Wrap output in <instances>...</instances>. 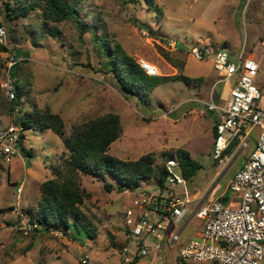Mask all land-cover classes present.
<instances>
[{"label":"rangeland","instance_id":"rangeland-1","mask_svg":"<svg viewBox=\"0 0 264 264\" xmlns=\"http://www.w3.org/2000/svg\"><path fill=\"white\" fill-rule=\"evenodd\" d=\"M30 1L0 0V26L5 30L0 42V129L11 121L19 124L24 112L37 108L58 113L69 135L76 125L111 112L118 114L121 132L107 151L110 155L135 160L150 153L157 172L183 148L201 167L184 183L165 182L160 187L149 177L123 191H117L119 181L112 175L82 174L80 184L88 194L81 208L95 226V237L89 238L78 224L61 234L49 230L25 236L17 225L34 217L40 184L52 177V167L68 151L52 130L24 129L23 145L31 154L21 151L9 163L0 161V264H81L85 253L88 264H123L121 248L134 245L124 211L136 194L168 196L186 190L191 201L185 218H192L182 238L191 237L194 227L201 228L202 220L191 213L202 200L206 204L225 193L234 202L239 199L228 190V181L254 145L257 130L249 147L221 169L212 157L218 112L207 110V102L213 97L222 106L236 76L216 82L212 63L195 60L189 48L209 43L221 45L232 59L240 52L242 57L252 55L259 62L256 84L264 106V0H72L69 4L76 7L80 22H45L38 9L26 14ZM168 41L178 49L164 48ZM158 46L170 52L176 67L161 56ZM10 51L18 54L13 77L19 98L13 103L1 87ZM118 51L136 62L152 63L159 71L156 75L181 74L189 82L160 81L139 99L124 91L109 70ZM147 79L153 82L156 77ZM105 182L114 188L107 190ZM19 184L22 190L17 194ZM182 225L183 221L173 230ZM176 253V245L168 248L164 243L132 264H213L180 259Z\"/></svg>","mask_w":264,"mask_h":264},{"label":"built area","instance_id":"built-area-1","mask_svg":"<svg viewBox=\"0 0 264 264\" xmlns=\"http://www.w3.org/2000/svg\"><path fill=\"white\" fill-rule=\"evenodd\" d=\"M4 35L5 30L0 26V42ZM163 46L168 50L178 49L174 41L163 43ZM189 55L195 60L210 61L217 73L216 82L229 81L236 76L222 106H218L213 97L207 102V110L218 112L212 157L221 169L229 166L242 150L249 147L253 132L257 130L254 145L228 181V190L240 197L236 202L229 200L226 205L218 198H211L206 204L202 200L192 213L193 217L202 220L200 231L179 244L180 230L174 231L173 228L181 221L185 226L190 220L185 218L191 201L186 190L182 194L168 196L145 192L136 194L131 206L124 211L126 230L134 245L121 248L122 263L130 264L139 256L156 253L165 243L178 245L176 255L180 259L210 261L213 264H264V106L259 104L261 95L256 84L259 62L252 55L242 57V52L232 59L221 45L209 43L192 45ZM16 61L15 52L10 51L5 63V79L1 84L10 103L16 96L15 78L10 73ZM137 63L148 75L158 73L157 67L147 60L139 59ZM22 131V127L13 121L0 129V161L9 163L21 154ZM164 164L167 169L164 183L175 185L186 181L176 157H169ZM21 190L22 185L19 184L17 194ZM231 202L236 204L229 205ZM40 227L37 221L28 219L20 221L17 230L28 236ZM50 230L55 234L62 232L55 228ZM88 259V255L83 254L81 264H88Z\"/></svg>","mask_w":264,"mask_h":264},{"label":"trees","instance_id":"trees-1","mask_svg":"<svg viewBox=\"0 0 264 264\" xmlns=\"http://www.w3.org/2000/svg\"><path fill=\"white\" fill-rule=\"evenodd\" d=\"M149 1L152 2V0ZM69 2L72 0H31L26 14L31 10L38 9L45 22H60L69 18L80 22L78 16L74 14L76 7L71 6ZM80 24L84 25V23ZM158 50L166 61L176 67L169 51L160 46H158ZM119 53L113 56L109 70L113 71L112 75L119 81L124 91L139 99L147 96L160 81L176 78L189 82V78L181 74L148 75L131 56L123 52ZM15 55L18 57L17 53ZM14 67L15 65L10 69L12 76H14ZM147 77H156V79L151 82ZM17 98L19 95L16 92L15 100ZM18 125L23 130L29 128L52 130L60 136L68 151V156L61 157L52 167V177L40 184L41 194L38 206L34 217L29 219L37 221L41 226L34 232L49 231L54 228L63 232L70 225L78 224L89 238L95 237V226L81 208L84 198L88 194L80 184L82 174H92L99 178H104L106 174L112 175L119 181L116 187L117 191L136 188L143 179L149 177H154L158 185L163 187L167 169L163 163L156 172L150 153L135 160H123L107 152L109 144L121 132L119 118L116 114L108 113L76 125L69 135L64 134V122L61 116L49 110L34 108L31 111H26L20 117ZM21 138H23V134ZM20 145L21 151H26L22 139ZM30 154L29 151H26V155ZM174 157L178 160L181 175L187 180L201 167L183 148H178ZM104 188L111 190L114 186L105 182ZM219 200L223 205H226L229 202V197L225 193ZM132 263L134 260L130 264Z\"/></svg>","mask_w":264,"mask_h":264},{"label":"crops","instance_id":"crops-1","mask_svg":"<svg viewBox=\"0 0 264 264\" xmlns=\"http://www.w3.org/2000/svg\"><path fill=\"white\" fill-rule=\"evenodd\" d=\"M158 73H159V71H158ZM155 76H156V75H155ZM110 113H111V112H110ZM113 114H116V113H113ZM116 115H118V114H116ZM118 118H119V116H118ZM119 122H120V119H119ZM71 132H72V131H71ZM119 135H120V134H119ZM117 138H118V137H117ZM117 138H116V139H117ZM116 139H115V140H116ZM115 140H114V141H115ZM114 141H113V142H114ZM113 142H111V143L109 144L108 149L111 148ZM108 149H107V151H108ZM244 160H245V158H243V159L240 161V165L242 164V162H243ZM240 165H239V167H240ZM239 167H238V168H239ZM238 168H237V169H238ZM237 169H236V170H237ZM236 170H235V171H236ZM235 171H234V172H235ZM234 172H233V174H234ZM233 174H232V175H233ZM231 177H232V176H231ZM229 180H230V179H229ZM229 200H231V199H229ZM227 204H228V203H227ZM36 207H37V206H36ZM193 211H194V210H193ZM193 211H192V213H193ZM192 213H191V215H192ZM191 215H190V216H191ZM188 218H192V217H188ZM188 218H186V219H188ZM189 222H190V220H189ZM189 222H188V223H189ZM188 223H187L185 226L182 225V227L179 229V230H180V235H181V233L183 232V230H185V228H186V226L188 225ZM201 227H202V226H201ZM200 229H201V228H200ZM200 229H199V230H196V227H194V228L192 229L193 232H192L191 237H192V236H196V235L198 234V232L200 231ZM179 230H178V231H179ZM191 237L188 235V236H185V237L182 238V235H181L180 243H179V244H181L182 242H184L185 240H187V239H189V238H191ZM173 246H175V245H171V246H170V245L167 244V247H168V248H171V247H173ZM176 246H177V248H178V245H176Z\"/></svg>","mask_w":264,"mask_h":264},{"label":"bare ground","instance_id":"bare-ground-1","mask_svg":"<svg viewBox=\"0 0 264 264\" xmlns=\"http://www.w3.org/2000/svg\"><path fill=\"white\" fill-rule=\"evenodd\" d=\"M157 72H158V69H157Z\"/></svg>","mask_w":264,"mask_h":264}]
</instances>
